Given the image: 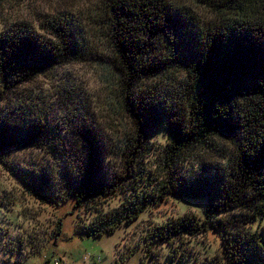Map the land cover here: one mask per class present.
<instances>
[{
    "label": "trees",
    "instance_id": "16d2710c",
    "mask_svg": "<svg viewBox=\"0 0 264 264\" xmlns=\"http://www.w3.org/2000/svg\"><path fill=\"white\" fill-rule=\"evenodd\" d=\"M97 2L105 18L97 27L106 29L109 51L119 64V107L130 125L113 150L121 168L111 173L103 168L106 149L82 118L74 127L85 148L84 166L58 171L66 198L42 171L24 172L27 189L45 202L72 199L73 208L120 195L116 208L76 225L86 237L112 234L168 194L198 200L201 218L177 217L155 227L146 240L182 255L179 244L212 231L219 251L210 258L196 254L183 260L264 264V0H192L208 12L207 19L178 12L166 0ZM161 42L168 45L165 54ZM86 49L91 53L80 28L59 16L38 28L19 22L0 31V158L5 161L9 150L28 147L52 157L69 156L61 149L65 136L51 128L44 111L35 117V108L24 102L12 104L14 112L4 111V103L37 74L82 60ZM98 63L109 73V61ZM177 70H184L185 77L173 99L165 85ZM157 129L167 141L149 159L147 137ZM215 140L230 144L229 152L222 154ZM195 154L201 160L192 159ZM215 160L221 166L210 168ZM60 233L61 219L53 237Z\"/></svg>",
    "mask_w": 264,
    "mask_h": 264
},
{
    "label": "rangeland",
    "instance_id": "374dc122",
    "mask_svg": "<svg viewBox=\"0 0 264 264\" xmlns=\"http://www.w3.org/2000/svg\"><path fill=\"white\" fill-rule=\"evenodd\" d=\"M97 1L0 0V31L19 22L38 28L44 20L59 16L69 20L75 28L78 26L92 48V54L86 49L82 60L39 73L32 81L16 89L15 94L7 95L9 100L6 102L9 104L4 103V111L14 112L9 107L20 102L35 108V117L44 111L51 128L65 136L61 149L67 150L69 156L52 157L44 149L28 147L9 150L4 156L5 161L0 158V264H45L46 261V264H54L55 261L58 264H192L193 258L183 260V256L197 254L196 258H210L219 251L218 236L212 231L188 238L182 245L176 240L182 255L177 254L179 249L175 253L165 244H153L151 240H146L151 230L172 219L183 215L201 218L203 203L198 200L168 194L158 205L148 207L135 221L121 225L112 234L86 237L78 232L76 225L88 223L96 213L116 208L120 195L73 208L72 199L58 200L57 204L45 202L29 191L21 178L26 171L43 172L66 198V188L58 171L73 168L75 172L84 166L82 156L85 148L77 141L74 127L81 124L82 118L88 120L90 128L97 132L106 149L103 150V168L109 173L121 168L120 157L113 150L123 140L124 132L130 130V125L125 112L119 107L117 84L120 80L116 73L119 64L109 51L106 29L97 27L99 22L105 21ZM166 1L178 12L186 11L198 18H208V12L193 4L192 0ZM165 48L168 45L161 42L160 52L167 53ZM106 57L109 60H105ZM101 60L109 61V73H106L103 63H98ZM172 76L174 79L167 82L170 86L165 87L170 89L168 97L175 99L185 71L177 70ZM151 84L153 82L146 83L148 87ZM166 141L163 131L157 129L151 132L147 137V158L155 159ZM214 143L222 154L231 149V145L224 140H215ZM198 154L202 156L204 153ZM198 154L192 159H200ZM213 164L210 168L221 166L218 160ZM185 166L183 163L182 168ZM146 168L153 167L147 164ZM189 174L184 172V177ZM59 219L61 233L54 238Z\"/></svg>",
    "mask_w": 264,
    "mask_h": 264
},
{
    "label": "built area",
    "instance_id": "2783aa9c",
    "mask_svg": "<svg viewBox=\"0 0 264 264\" xmlns=\"http://www.w3.org/2000/svg\"><path fill=\"white\" fill-rule=\"evenodd\" d=\"M97 260H98V258H97ZM54 264H58L57 261H55Z\"/></svg>",
    "mask_w": 264,
    "mask_h": 264
}]
</instances>
